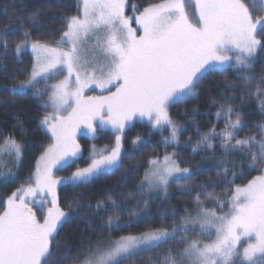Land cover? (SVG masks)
Wrapping results in <instances>:
<instances>
[{"label": "snow or ice", "instance_id": "1", "mask_svg": "<svg viewBox=\"0 0 264 264\" xmlns=\"http://www.w3.org/2000/svg\"><path fill=\"white\" fill-rule=\"evenodd\" d=\"M55 7L68 10L65 0H55ZM75 7V14L60 18L59 38L47 33L48 40L34 38L30 29L43 26L41 18L51 4L23 15L3 10L8 22L0 27V56H19L28 48L33 53L31 71L22 80L12 79L11 92L23 94L45 83L41 96L48 94V102L39 124L50 142L26 179L0 200V264H137L144 252L157 248L165 249L163 264H264V123L258 127L260 139L239 138L246 127L244 113L233 96L224 95L238 92L240 109L254 97L264 118V70H255L258 60L264 66V0H141L131 6L128 0H77ZM18 32L21 38L12 41ZM228 71L236 73L233 80L227 79ZM216 74L225 79L215 84L219 92L213 96L214 85L204 81ZM201 88L217 106L215 115L224 128L217 131L213 125L192 152L216 158L213 141L218 142L216 174L223 177L226 191L217 197L214 187L209 191V184H201L195 212L185 208L178 216L172 210L158 223L149 215L147 201H139L130 217L147 221V229L106 243L107 230L133 224L131 219L119 223L120 204L113 194L95 204L79 199L64 204L61 190L85 187L122 169L124 180L138 172L140 164L126 168L124 163L150 143L137 135L132 148L124 149L125 131L137 117L146 119L152 130L169 129L162 143L174 149L147 159L139 191L161 188L166 194L170 180L183 187L180 182L190 181L196 172L177 161L182 126L171 108L198 98ZM89 89L99 94L85 95ZM198 113L194 107L188 119L194 123ZM17 124L23 127L19 118ZM81 129L93 139L106 129L114 136L111 145H92L84 167L78 163L83 159L77 142ZM22 157L21 142L0 134V176L5 181L15 178L9 163L19 166ZM69 169L70 175H59ZM81 213L107 220L95 240L83 237L73 251L58 244L57 236Z\"/></svg>", "mask_w": 264, "mask_h": 264}, {"label": "trees", "instance_id": "2", "mask_svg": "<svg viewBox=\"0 0 264 264\" xmlns=\"http://www.w3.org/2000/svg\"><path fill=\"white\" fill-rule=\"evenodd\" d=\"M65 2L68 4V10L66 11L57 9L55 7V0H0V27L5 26L8 22V17L3 14V10L5 8H8L9 16L13 14V11H15V14L17 15H23L26 11H31L37 6L51 4L52 9L46 12L41 18L43 26L32 28L30 30L32 31L34 38L48 40L50 37L46 34L55 33V38L58 39V30L61 28L60 18L64 15L73 14L76 8L75 0H65ZM140 4L141 0H130L129 2L130 6ZM130 12V8L126 10L127 15ZM20 38L21 36L18 32L16 35L11 37V40L15 41L19 40ZM28 68L29 66L24 61H18L12 52H9L7 57L0 56V134L11 135L21 142L23 146V163L21 165L22 168L20 167L21 169H24L28 161L34 162L37 156L50 142V138L46 130L43 129L39 124V121L45 111L41 102L42 97L32 93H23L17 95L11 92L13 87L12 79L15 78L22 80L24 78V73L28 72ZM255 70L258 73L264 70V66H262L261 61H257ZM225 75L227 76L228 80H233L236 76V73L234 71H228ZM224 79V75L216 74L205 80L204 84L207 85L211 82L214 85L211 95L215 96L219 92V89L215 87V84L219 83L222 85ZM200 93L201 94L198 98L189 100L187 103L177 104L171 108L173 118L178 120L182 126V130L179 133L180 141L188 135V126H185V122H181L179 118L180 116L182 118L191 116L192 109L194 107L199 108V113L195 115L194 123L190 121V127L195 128V131L199 129V133L198 131L195 134L194 132L191 133L193 134L192 140H195L196 137H200V135L206 133L215 124L214 119L216 118V115L214 113L217 111V106H213L211 104V101L208 98L209 94L205 92L204 88H201ZM224 95L233 96L235 106L238 110H241L244 113L243 121L246 127L243 129L244 131L242 130V132L246 133V135L238 136L242 137L243 139L246 136H250L253 133L259 132V125L264 123V118H262L260 115L259 100L251 97L245 106L240 109L239 106L241 104V98L238 92L233 93L229 91L224 93ZM185 113H187V115H185ZM17 118L23 122L22 128L18 126ZM148 130H150V128L147 126L142 127V137L147 140H150L151 137L154 139L158 131L151 130V136H147L146 131ZM151 142H153L152 139L148 145L144 146L138 151V156L135 160H125V166L128 168H132L135 162L141 165V169H139L138 172H133L131 175H129L127 180L122 178V169L121 171L114 174L101 176L93 181L90 185L85 187L77 189L64 188L61 190L60 194L64 198V204H67L73 199L81 200V203L84 205L88 203L95 204L98 199L106 198L109 193L113 194V198L117 199V202L120 204L119 223L121 225H125L128 224L129 220L131 219L133 224L131 228L123 230H107L104 233L105 242L124 235L139 234L147 229V221L140 222L138 217H130L131 212L138 210L137 205L139 201H147L149 215L158 223L159 217L161 215H167V213H170L172 210H176L178 216H182L184 214L183 209L185 208L191 211V209L195 206V192L199 190L197 188L201 184H209L210 187L216 186L223 192L226 191V185H223L222 183L215 185L219 180H223L222 176L218 177L216 174L219 158V152H217L216 158L198 154L192 161L193 165L199 167L198 170L193 169L194 167H192L193 170H196V174L190 181H181L180 183L181 185H184L183 187L171 182L169 184V195L167 199L163 200L159 197L152 200L147 199L146 187L142 192L139 191V189L141 187V180L143 179V173L145 170L143 168L147 167H145V162L149 158L147 154L151 152L154 156L159 151L158 149L153 150V144ZM190 146H192L191 143ZM183 158L185 159V157ZM236 158L238 159L239 157L237 156ZM178 162L181 163V167H185L183 165V159L182 161L179 160ZM9 166L13 167L11 164ZM21 169L14 171V168H12V171L15 172V175L17 176L21 172ZM255 174L256 173H253V175ZM12 182L5 183L0 180V196H2V190L8 188ZM14 182L17 183V180ZM211 182L215 183L212 184ZM236 183L239 184L241 181L237 180ZM121 193H123V197L120 196ZM219 193H221V191L218 192V194ZM3 199L5 198L3 197L2 200ZM200 199L205 198L200 196ZM80 215L82 218L77 219L72 223L65 224L57 236L58 244H67L68 248L72 249L73 251H75L79 246V242L83 237H92V239L95 240L97 238L95 234L100 232L101 225L107 220V217H104L103 220L92 218L87 213H81ZM167 219L171 220V216H167ZM82 247L86 249L88 246L85 244ZM161 249L164 248H157L154 250ZM150 252H144L142 256L147 255ZM137 264H140L138 263V260ZM144 264L147 263L144 262Z\"/></svg>", "mask_w": 264, "mask_h": 264}, {"label": "rangeland", "instance_id": "3", "mask_svg": "<svg viewBox=\"0 0 264 264\" xmlns=\"http://www.w3.org/2000/svg\"><path fill=\"white\" fill-rule=\"evenodd\" d=\"M75 2L77 3V0H75ZM129 2H130V0H128V3ZM130 10H131V8H130ZM75 12H76V8H75ZM75 12L73 14H75ZM128 15L129 16L133 15L132 11ZM133 27H135V25H133ZM16 58L20 62H23L24 61L29 66L28 72L31 71V67H32V64H33V53L31 52V49L30 48L24 50L19 56H16ZM25 60H27V61H25ZM62 78L63 77H57V80L58 79H62ZM54 82H56V81H49L48 84L50 85L51 83H54ZM45 86H46L45 83L43 81H41L40 83H38L36 85L35 88L26 89L24 91V93H32V94H35L37 96L42 97L41 102H42V105L44 107L45 103L48 102V94H44L43 96H41V93L43 92ZM98 94H99V90H96L94 92V91H92L90 89L87 90L86 93H85V95H98ZM179 119H180L181 122H185V126L186 125L188 126V135L183 140H181V141L179 140L181 142L180 143L181 146L179 148H176L175 149L177 152H179V156L177 157V161H179V160L182 161V159H183V165L184 166H188L191 169H192V167H194L193 169L198 170L199 167L193 165V162L192 161L194 160V158L198 154L207 155V156H209V154L206 153V152H200L198 154H194L192 152V148L196 145V143L198 142V140L200 139V137H196L195 140H192L193 139V136H192L193 134H191V133L194 132V134H195L197 131H195V128H191L190 127V123L191 122L188 119V117H186V118L183 117L182 118L180 116ZM214 123H215L214 125L216 126L217 131H220L221 129L224 128V121H223V119L218 120L217 117H216L214 119ZM144 126L145 127L147 126L148 128H150L149 125H148L147 120L146 119H141L139 117L135 118L132 121V123L128 126V128L125 131V141H124V149L125 150H129V149L132 148V140H134L137 137V135H139L142 139H144V137H142L143 136L142 127H144ZM134 130H135V132H134ZM151 130L152 129L150 128V130L146 131L147 136H149V133H150ZM131 131H133V132H131ZM155 131H157V130H155ZM169 131H170L169 129L165 128L162 131H158L157 132V135L154 138L155 140L152 137L150 138V141H151V139L153 141V142H151L153 144V146H152L153 150L158 149L159 151L157 152L156 155L159 156V157H161V158L164 155L165 151H167V152L170 153L171 151L174 150L172 147H168L167 149H165V147H164V145L162 143L163 139L165 137L169 136ZM47 134H48V136L50 138V134L49 133H47ZM238 135L244 136V135H246V133L240 131ZM250 136H256L257 139H260L259 132L253 133ZM238 137L242 139V137H240V136H238ZM189 139L191 140V145L192 146H190V143H187L186 144V142L189 141ZM77 142L81 145L82 156H83V159L79 160L78 163L80 164L81 167H84V166H86L85 161L89 157V150L92 147V145L95 144V146L97 148H103L105 145H111V144L114 143V136H113V133H112V131L110 129H106L105 131L101 132L98 135L97 138L93 139L90 135H88L86 133V130L85 129H81L77 133ZM213 143L216 144V150H217V152H220L218 142L217 141H213ZM156 144H158V145H156ZM158 146H159V148H158ZM137 153H138V151L136 152V157L138 156ZM40 154L37 156V158L35 159L34 162H32V161L29 162L28 161L26 163L24 169H21L22 168L21 165H22L23 162L19 166H13V167H11V168H14V171H16L17 169H21L20 170L21 172L19 173V175H17V176L15 175L16 178H14V180L13 179H9V180L5 181L3 179V177L0 176V180H2L5 183L12 182L13 181L12 183H10V186L8 188L2 190V192H1L2 193V196H0V200H2L3 197L6 199V196L7 195H10L11 192L14 191L15 188L18 187L26 179V177L30 174V171L34 168V165L36 163V160L38 159V157L40 156ZM156 155H154V156H156ZM147 156L150 158L151 156H153V154L150 152V153L147 154ZM183 157H185V159ZM5 159H7V157H5ZM10 164L11 163H9V165ZM136 165H137V163L135 162V164L132 166V168H134ZM146 166H147V163H146L145 167ZM126 168H128V167H126ZM139 169H141V168H139ZM143 169H145V168H143ZM72 170L73 169H69L67 171H62V172L59 173V175L60 176H63V177H66V176L70 175V172ZM2 171H6V170H2ZM16 180H17V183L14 182ZM220 181H222V180H219L215 185H218L220 183ZM171 182L172 181L170 180L169 184ZM213 187L215 188L217 197L222 196V194L224 192L222 190H220L219 188H217L216 186H213ZM213 187H209V191H211ZM168 189H169V187H168ZM168 189H167V193L165 194L164 190L161 189V188H151V189H149V188L146 187V192H147V195L146 196H147V199L152 200V199H155V198H158L159 197V198H162L163 200H165V199L168 198V195H169ZM197 189H199V187ZM220 191H221V193L218 194V192H220ZM198 192H200V189L197 190L195 192V194L197 195ZM201 197H204V196L201 195ZM201 200L203 201L204 199H201ZM205 203L207 204V206H209V207L211 206L210 202H207L206 201ZM195 210H196V205L191 209V212H195ZM120 237L114 238V239H112L110 241H116ZM164 254H165V249L153 250L149 254L139 257L138 258V263L144 264V262H145L147 264H163L162 257H163Z\"/></svg>", "mask_w": 264, "mask_h": 264}]
</instances>
